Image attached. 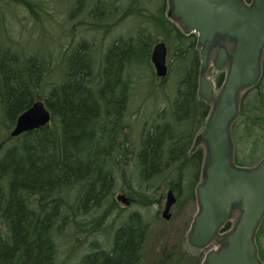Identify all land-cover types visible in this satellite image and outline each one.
<instances>
[{
    "label": "trees",
    "instance_id": "1",
    "mask_svg": "<svg viewBox=\"0 0 264 264\" xmlns=\"http://www.w3.org/2000/svg\"><path fill=\"white\" fill-rule=\"evenodd\" d=\"M42 1L0 0L1 264H59L58 241L78 243L80 237L87 241L104 235L120 207L118 179L119 193L136 206L160 205L164 196L158 192L165 187L178 204L189 203L203 163V152H192L200 113L197 37L184 34L166 17L167 0H87L69 14L70 20L87 18L80 23L84 35L72 31L68 46L59 45L48 59L24 53L20 44L25 37L13 22V10L23 8L38 30L45 19L55 26ZM130 18L143 20L136 33L106 45L112 31ZM95 32L101 33V46L97 37L85 38ZM158 39L172 50L169 74L175 71L178 79L174 97L156 118L133 125L128 71L148 60ZM164 84L153 82L154 88ZM39 99L51 112L50 124L12 138L18 117ZM239 108L232 131L242 147L236 154L234 149V162L253 167L264 149L263 73ZM134 173L136 187L130 180ZM149 229L144 216L133 212L112 231L109 250L87 241L90 252L78 264H144ZM263 238L264 218L255 238L264 264ZM157 244L150 264L201 262L200 254Z\"/></svg>",
    "mask_w": 264,
    "mask_h": 264
},
{
    "label": "water",
    "instance_id": "2",
    "mask_svg": "<svg viewBox=\"0 0 264 264\" xmlns=\"http://www.w3.org/2000/svg\"><path fill=\"white\" fill-rule=\"evenodd\" d=\"M169 16L180 22L187 35L196 34L198 48H203L200 63L198 97L211 105L215 94L203 75L209 67V45L219 37L235 40L232 53L223 46L214 62L222 71L229 65L223 87L216 99L206 130L200 137L208 145L210 160L205 167L207 180L197 188L201 207L192 235L199 247H206L218 231L227 225L232 207L241 201L242 218L227 237V245L207 257L206 264H263L258 255L256 234L264 218V160L255 168L239 167L234 162L232 126L239 115L238 91L255 86L262 74L264 51V0H168ZM174 21V20H173ZM209 46V47H208ZM168 48L158 43L152 62L159 78L168 75ZM52 115L41 99L22 113L10 133L18 138L50 124ZM229 148L228 155L225 149ZM195 149V147H194ZM119 201L129 204L120 196ZM176 203L172 191L166 197L162 217L171 220V209ZM1 264V262H0Z\"/></svg>",
    "mask_w": 264,
    "mask_h": 264
},
{
    "label": "rangeland",
    "instance_id": "3",
    "mask_svg": "<svg viewBox=\"0 0 264 264\" xmlns=\"http://www.w3.org/2000/svg\"><path fill=\"white\" fill-rule=\"evenodd\" d=\"M85 1L87 0H43L42 2H45L46 7L48 8V12L52 16L54 15V18L52 19L53 21H55V26L51 25V23H49L45 19L43 28L41 30H38L36 25L32 23V19H29V16L23 8L14 9L13 22L15 23V25H17V33L20 37H25V39L22 40L20 44V46L23 48L24 53L39 55L47 59L50 56H52L53 58L54 53L56 51H60L59 48L61 46H68L67 44H69L70 41L67 39V37H70L69 35H71L70 33L72 31L76 32L77 35L79 34V37L81 33L82 37L84 34H82L81 31L84 30V27L81 26L80 23H82L83 21H88L87 18L85 19L84 17H79L76 20H70L69 14L70 11L71 14H75L77 9H81L83 7ZM168 4L169 15L171 5L170 3ZM100 12L101 11H99L98 13ZM0 17H2L1 14ZM169 18L172 21L174 20L173 22L176 23L183 31H185L180 22L171 18V16H169ZM142 21L143 20L138 21L136 18H130L125 23L120 24L119 27L115 28L112 33L105 39V44H110L119 36L129 37L130 35H134L138 30V27L141 26ZM54 27L57 30H55ZM94 37H97L99 42L102 40L101 33L98 32L85 35V38L93 39ZM101 42L99 43L100 46ZM235 44V40H230L226 37H219L212 44L209 45L210 47L208 46L210 52L208 63L209 67H207L206 71H204V73L202 74L205 75V77L208 78L211 84L213 85L215 89V98L213 103L210 105L209 114L204 116V121H202L203 124L196 131L195 134V150L201 149L204 154L203 165H201L198 180L195 182L197 188L204 185L205 181L207 180L204 169L207 165V161L210 160V152L208 149V145L204 143V141L200 137L204 134L206 130V126L208 123L207 117L212 112L216 99L219 96L220 90L222 88V81L225 82L222 79H226V76L229 71V65H226L223 71H218L214 68V62L217 56V51L219 49L218 45H223L229 51V53H232L233 49L235 48ZM168 48L170 62L172 50L170 46H168ZM198 50L200 52L199 58L201 59L203 48L199 46ZM143 60L144 59H139L138 62H141ZM261 68L264 76V51L262 53ZM128 74L131 75V82L133 87L130 118L134 117L137 121L136 123L132 121L129 122H132L133 125H136L138 122H141L144 118H148L151 121L152 118H156L158 112L164 111L169 108L171 104L169 100H172L174 97L176 89L175 87L178 81L175 71H171V73L165 80L163 88H154L153 82H156V76H154V69L152 68L151 64L148 65V60H144L143 63L133 65L132 69L128 71ZM220 81L221 83L218 86ZM245 91V89H240L238 91V100L242 99L241 97H243ZM232 137L234 138L233 142H235L236 137L233 136V131ZM241 147L242 145H237L235 142V154L237 153L238 148L239 151H241ZM228 152L229 148L226 147L225 153L227 155ZM244 155L240 154V158L243 159ZM259 158H264V149L261 151ZM255 164L257 165V163ZM255 167H251V169ZM130 176L131 185L133 187H136V180L138 179L137 174L134 173ZM117 183L118 193L115 195V197L118 199V196L122 195L121 193H119V190L122 188V180L118 179ZM139 189L141 190V188ZM168 191L169 189L167 187L159 190L158 193H162V195L164 196V200L162 201V203L160 205H154L146 208L136 206L131 201L129 205H127L118 200L120 203V207L116 211L114 217H112L107 222L106 230L108 231L102 236L93 237L90 240L87 239V241L89 243L95 241L105 250H109L112 245V231L122 224L126 216L130 215L133 212H139L144 216L146 221L149 223L150 227L148 241L144 254V264H150L153 257L152 247L156 245L158 241H160V243L157 244V247L160 249L161 247L168 250H171L172 248H177L184 249L192 256H197V254H200L202 258L200 264H206L207 257L210 254L217 253L226 247L227 237L234 231L236 225L242 218L241 201L237 202L232 207L231 215L227 225L223 226V229L218 231L216 236L210 241V243L207 244L206 247H199L197 243L194 242L192 239L196 219L201 211V207L198 202V197H196V199L189 203H177L172 210L171 220L166 221L162 218V215H158V213L159 211H162L165 208ZM146 193H148V191H146ZM136 198L139 199V197L137 196ZM131 200L133 201V199ZM81 221L86 222V220L84 219H81ZM83 239V237L78 238V243L76 239L74 241H71V239L69 238L58 241L59 264H78L80 262L81 257L84 254L90 252V249H88V242ZM261 244L264 251V238L261 240ZM76 246L78 248H76Z\"/></svg>",
    "mask_w": 264,
    "mask_h": 264
},
{
    "label": "flooded vegetation",
    "instance_id": "4",
    "mask_svg": "<svg viewBox=\"0 0 264 264\" xmlns=\"http://www.w3.org/2000/svg\"><path fill=\"white\" fill-rule=\"evenodd\" d=\"M166 12H167V10H166ZM158 41H163V40H162V39H158ZM154 46H155V45L152 46V49H151V51H150V54L148 55V65L151 64L152 68L154 69V76H156L155 68H154V66H153V64H152V52H153V48H154ZM158 79H159V78H157V76H156V83H157V84L165 83V81H163V80H158ZM222 80H224V79H222ZM220 83H221V81L219 82L218 86L220 85ZM222 84H223V81H222ZM222 84H221V86H222ZM214 91H215V89H214ZM196 102H197V105H198L199 108H200V113L198 114V115H199V116H198L199 121H198V124H197V130H198V129L201 127V125L203 124L202 121H204V116H206L207 114H209L210 105L207 104L205 100H202V99H200V98L198 97V92H197ZM203 108L206 109V113L203 112ZM208 117H209V116H208ZM208 117H207V118H208ZM200 150H201V149H200ZM201 151H202V150H201ZM192 152H193V151H192ZM177 199H178V198H177ZM130 201H131L132 203H134V201H132L131 199H130ZM162 211H163V210H162ZM162 211H159L158 215L162 214Z\"/></svg>",
    "mask_w": 264,
    "mask_h": 264
}]
</instances>
